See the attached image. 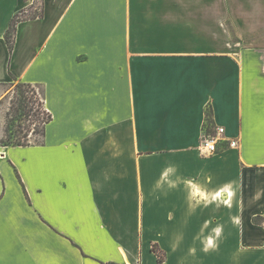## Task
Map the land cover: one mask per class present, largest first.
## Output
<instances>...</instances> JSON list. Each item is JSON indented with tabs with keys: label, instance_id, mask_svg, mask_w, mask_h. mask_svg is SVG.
<instances>
[{
	"label": "crops",
	"instance_id": "0c3cea01",
	"mask_svg": "<svg viewBox=\"0 0 264 264\" xmlns=\"http://www.w3.org/2000/svg\"><path fill=\"white\" fill-rule=\"evenodd\" d=\"M14 78L52 120L0 141V264H264V0H0Z\"/></svg>",
	"mask_w": 264,
	"mask_h": 264
},
{
	"label": "rangeland",
	"instance_id": "374dc122",
	"mask_svg": "<svg viewBox=\"0 0 264 264\" xmlns=\"http://www.w3.org/2000/svg\"><path fill=\"white\" fill-rule=\"evenodd\" d=\"M40 5L38 4L37 9L35 10H22L18 15L16 16L15 20H23L28 18L37 17L40 15ZM228 27L232 29V24L227 23ZM9 40L13 41L14 37L12 33L10 32ZM29 90L27 94H31L30 91L34 90L36 92V98H35V104L33 106L35 113L32 114L30 117L31 121L22 119L20 122L16 119L17 114L14 111V107L18 104V94L22 92V90ZM37 112L39 114H37ZM46 108L43 103V90L42 87L38 85H34L29 87L23 86L19 81L14 80L10 84H5L0 86V141L8 142V138L6 135V130L8 129L9 134L12 136L11 138L15 139L17 136L23 135L26 132V129L28 126H31L32 128H36L37 131L35 133L29 132L28 133V141L30 144L36 143L41 141L42 139V127L41 125L37 124V116H40V118H46ZM35 114L37 115L35 117ZM37 126V127H36ZM22 130L20 133L19 130ZM10 130V131H9ZM23 140V139H22Z\"/></svg>",
	"mask_w": 264,
	"mask_h": 264
},
{
	"label": "trees",
	"instance_id": "16d2710c",
	"mask_svg": "<svg viewBox=\"0 0 264 264\" xmlns=\"http://www.w3.org/2000/svg\"><path fill=\"white\" fill-rule=\"evenodd\" d=\"M15 18L16 17H14L12 19V23L10 25V28L7 31V34H6V38L8 40L10 49L12 48V44H13L14 39H13V41H10L8 35L11 32L13 37H14L16 25L20 21V20L16 21ZM14 80H16V79L14 78ZM20 83L23 86H26V87H29V88L31 86H34L31 83H25V82H20ZM28 91L29 90L25 89V90H22V92H20V94L16 95V96H18V104L14 107V111L17 114L16 119L19 122L22 119L31 121L30 117L32 116V114L35 113L33 106L35 104L36 92L34 90H31L30 91L31 94L29 95V94H27ZM43 103H44V98H43ZM44 105H45V103H44ZM46 112L47 113H46V118L45 119L44 118H40V116H37L35 114V117L37 116L36 119L38 120L36 125L38 126V125L43 124L42 133H41L42 137L44 136V132H45V124L52 120L51 113L47 109H46ZM37 114H39V113L37 112ZM207 116H208L207 130H209V128H212L211 127L212 111H211L210 106L207 108ZM25 129H26V132L23 135L17 136L15 139L11 138L12 136L9 134L8 129H7L6 130L7 131L6 135H7V138H8L9 141L8 142L3 141V143L5 145H23V146L30 145V143L28 141V133L29 132L35 133L37 131V129L34 128V127L32 128L31 126H28ZM19 132L21 133L22 130L20 129ZM152 250L156 253L159 263L160 264H164L165 255H164V252L162 251V249L159 247V245L156 244V243L153 244Z\"/></svg>",
	"mask_w": 264,
	"mask_h": 264
},
{
	"label": "built area",
	"instance_id": "2783aa9c",
	"mask_svg": "<svg viewBox=\"0 0 264 264\" xmlns=\"http://www.w3.org/2000/svg\"><path fill=\"white\" fill-rule=\"evenodd\" d=\"M225 133L223 126L217 127L215 133L203 134L202 139L198 145V149L203 155H213L219 151L218 143L222 139V135ZM238 145L237 140H229L230 147H236Z\"/></svg>",
	"mask_w": 264,
	"mask_h": 264
}]
</instances>
